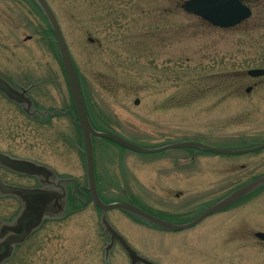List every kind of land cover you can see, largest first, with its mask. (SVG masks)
Masks as SVG:
<instances>
[{
    "label": "rangeland",
    "instance_id": "1",
    "mask_svg": "<svg viewBox=\"0 0 264 264\" xmlns=\"http://www.w3.org/2000/svg\"><path fill=\"white\" fill-rule=\"evenodd\" d=\"M185 1L47 0L92 122L141 147L187 140L221 149L264 143V75L247 74L264 69V0H243L252 14L229 29L185 12ZM0 76L28 93L37 109L65 113L41 121L0 92V152L48 167L54 181L87 186L70 89L34 0H0ZM93 149L96 185L106 204H131L172 224L189 222L264 175V148L236 155L197 148L139 154L95 137ZM0 180L38 186L1 165ZM21 208L16 197L0 196V223L12 222ZM100 217L92 202L53 207L0 264H130L117 243L106 253L110 238ZM106 217L154 264H264V242L255 237L264 232V186L185 230L166 231L120 209Z\"/></svg>",
    "mask_w": 264,
    "mask_h": 264
},
{
    "label": "water",
    "instance_id": "2",
    "mask_svg": "<svg viewBox=\"0 0 264 264\" xmlns=\"http://www.w3.org/2000/svg\"><path fill=\"white\" fill-rule=\"evenodd\" d=\"M39 6L45 18L47 19L49 26L53 32V39L55 41L63 69L66 75V79L69 85L71 96L73 99L75 113L74 118L77 121V125L81 131L84 144V156L86 164V176H87V190L93 203L100 209L101 217L100 223L105 233L109 234L110 241L106 248V253L109 248L117 241L123 250L130 258L131 264H154L147 259L141 257L134 251L123 237L110 225L107 220L106 212L114 209H120L124 212L136 215L159 228L168 231H178L189 229L204 219L218 213L240 199L247 196L249 193L260 188L264 185V175L237 188L230 194L219 200L217 203L205 209L193 220L184 224H172L167 221L161 220L150 213L140 209L137 206L127 203H111L106 204L100 197L95 181L94 170V149L93 138H105L115 142L116 144L129 149L132 152L139 154H155L172 149L182 148H197L203 151H208L214 154L221 155H236L250 152H256L264 148V143L244 148V149H221L205 145L194 141H182L159 147H141L109 132L97 130L89 117L86 107L82 87L80 84L79 76L77 73L76 65L73 57L70 53L68 45L62 34L57 17L50 7L47 0H34ZM182 8L185 12L193 14L203 21H206L212 26L229 29L238 26L243 21L248 19L251 14V8L246 5L242 0H187L182 4ZM91 41V39H89ZM247 74L251 77H259L264 75V69H251L247 71ZM251 89H247L249 92ZM0 92L5 94L8 98L18 102L27 103L28 108L26 112L30 114L29 107L31 101L25 97V92H20L16 88L12 87L5 79L0 76ZM139 100H135V104H138ZM0 165L19 174L29 176H44L48 178L52 174V171L43 165H38L34 162L12 158L7 154L0 152ZM49 179L46 183H49ZM0 196H14L22 205V208L18 216L10 223H0V263L9 257L17 244L24 242L30 234L36 230L44 221L45 217L51 209H63L62 199L66 197V191L62 188V193L56 191H49L45 189H30L17 186H10L0 180ZM255 237L264 242V233L256 232Z\"/></svg>",
    "mask_w": 264,
    "mask_h": 264
},
{
    "label": "flooded vegetation",
    "instance_id": "3",
    "mask_svg": "<svg viewBox=\"0 0 264 264\" xmlns=\"http://www.w3.org/2000/svg\"><path fill=\"white\" fill-rule=\"evenodd\" d=\"M18 90L20 92H22V90H20V89H18ZM25 97L29 98L31 101V106L29 107L30 114L27 113L25 110L26 108H28V104L26 102L25 103H18V102L13 101V100H11V101H13L14 104L16 103V105H19L20 108L22 109V111L25 113V115H27L29 117L36 118V119H39L41 121L46 122L50 118H52L53 116H55L57 114H60V113L65 114L64 112L57 110V109H55V110L54 109H52V110L47 109L44 111L37 109L35 107V103H34L33 99L29 96L28 93H25ZM94 126H95V124H94ZM29 177L38 181V186L32 187V188L45 189V190H49V191H56L59 193H62V188H64L66 191V197L62 199V205H63L62 207L64 209H67L73 201L79 202V203H84V204L92 202L90 195L88 193V190H87V186L79 185L75 179H59V180L54 181L52 179V177H53L52 175H50L48 178H45L42 175L41 176H29ZM40 179L42 181H40ZM47 179H49V181H50L49 183H46ZM100 196H101V194H100ZM80 197L83 198V200H84L83 202L80 199Z\"/></svg>",
    "mask_w": 264,
    "mask_h": 264
},
{
    "label": "trees",
    "instance_id": "4",
    "mask_svg": "<svg viewBox=\"0 0 264 264\" xmlns=\"http://www.w3.org/2000/svg\"><path fill=\"white\" fill-rule=\"evenodd\" d=\"M51 35H52V32H51Z\"/></svg>",
    "mask_w": 264,
    "mask_h": 264
}]
</instances>
